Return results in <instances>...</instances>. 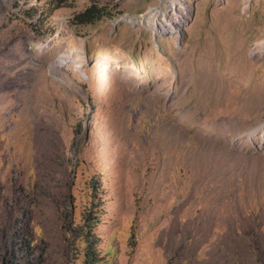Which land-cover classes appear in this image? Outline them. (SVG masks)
Wrapping results in <instances>:
<instances>
[{
    "label": "rangeland",
    "instance_id": "rangeland-1",
    "mask_svg": "<svg viewBox=\"0 0 264 264\" xmlns=\"http://www.w3.org/2000/svg\"><path fill=\"white\" fill-rule=\"evenodd\" d=\"M191 1L177 43L114 27L161 0H0V244L25 216L82 264L63 227L94 204L100 264H264V0Z\"/></svg>",
    "mask_w": 264,
    "mask_h": 264
},
{
    "label": "trees",
    "instance_id": "trees-1",
    "mask_svg": "<svg viewBox=\"0 0 264 264\" xmlns=\"http://www.w3.org/2000/svg\"><path fill=\"white\" fill-rule=\"evenodd\" d=\"M67 1L57 0L55 8L57 9L66 5ZM112 17L113 14L108 10V6H102L97 2H93L84 11L76 13L71 20V24L75 26L93 25L104 18ZM92 185L94 187L95 184L92 183ZM97 208H99L97 205L92 204L90 210L82 216L80 223H74L69 219L71 215L70 209L61 210L64 223L67 219L71 220L63 229L67 237L66 241L74 252V259H77L80 245H84L82 264H100L104 260L97 251L99 239L94 234V230L99 222V217L95 215V209ZM24 217L21 220H17V223L6 231L0 244V264H44V252L33 247L34 241L26 230L27 223L24 222ZM64 218L66 219L64 220Z\"/></svg>",
    "mask_w": 264,
    "mask_h": 264
},
{
    "label": "bare ground",
    "instance_id": "bare-ground-1",
    "mask_svg": "<svg viewBox=\"0 0 264 264\" xmlns=\"http://www.w3.org/2000/svg\"><path fill=\"white\" fill-rule=\"evenodd\" d=\"M187 9V8H186ZM191 11V9H190ZM160 16H163V18H160ZM122 22H126V23H130L131 25H143V26H147L148 28L151 29V31L157 36H166L167 34L172 35V36H176L174 33V31L178 32L179 35V40H177V43L180 42L181 37L184 35V29L180 26L173 28L172 23L173 20L172 19H168V16L166 15V11L163 10L161 7H155V8H151L149 11V14L147 16H140V17H122L120 19H118L115 23H114V27L120 25ZM173 28V29H172ZM85 55L84 51H82L81 54L78 55V58L76 56H72L75 60V62L79 59L82 58L83 62L78 64V67L80 69H82L84 67V63H85ZM66 65V62H58L56 64H54V68H61L64 67ZM53 68V69H54ZM52 69V68H51ZM52 74H55V76L57 75L55 70H51Z\"/></svg>",
    "mask_w": 264,
    "mask_h": 264
},
{
    "label": "built area",
    "instance_id": "built-area-1",
    "mask_svg": "<svg viewBox=\"0 0 264 264\" xmlns=\"http://www.w3.org/2000/svg\"><path fill=\"white\" fill-rule=\"evenodd\" d=\"M164 5H160L166 11L168 19H172L173 28L182 27L184 31L191 23V16L193 11V3L191 0H161ZM255 0H243L242 10L246 16H249L252 11V6ZM187 8V9H186ZM191 9V11H190ZM163 18V16H160ZM172 28V29H173ZM176 39L179 40L178 32L174 31Z\"/></svg>",
    "mask_w": 264,
    "mask_h": 264
}]
</instances>
